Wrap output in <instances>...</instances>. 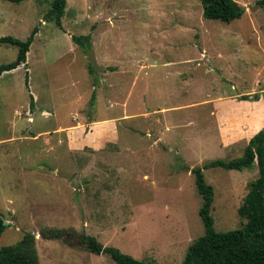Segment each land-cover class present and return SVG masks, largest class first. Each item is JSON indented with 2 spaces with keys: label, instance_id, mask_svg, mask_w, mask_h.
<instances>
[{
  "label": "rangeland",
  "instance_id": "rangeland-1",
  "mask_svg": "<svg viewBox=\"0 0 264 264\" xmlns=\"http://www.w3.org/2000/svg\"><path fill=\"white\" fill-rule=\"evenodd\" d=\"M236 1L244 14L225 22L201 0H67L59 27L53 0H0V37L38 29L26 64L0 75V247L32 232L40 264H115L42 236L54 228L182 264L205 233L194 168L215 229L244 225L258 165L204 168L264 129V6ZM18 52L0 42V65Z\"/></svg>",
  "mask_w": 264,
  "mask_h": 264
},
{
  "label": "trees",
  "instance_id": "trees-1",
  "mask_svg": "<svg viewBox=\"0 0 264 264\" xmlns=\"http://www.w3.org/2000/svg\"><path fill=\"white\" fill-rule=\"evenodd\" d=\"M201 2L203 14L209 19L229 22L240 18L245 12L236 0ZM257 3L264 6V0ZM66 7L67 0H53L46 18L62 27ZM37 32V28L33 29L26 40L13 36L0 37L1 43L16 45L19 49L16 60L0 65V75L26 64L27 53ZM74 39L80 42L78 37L74 36ZM256 97L258 94L254 95ZM255 165L259 167L258 177L250 183L249 191L239 208V214L245 219V223L239 228L227 231H217L214 227V218L211 215L214 187L206 182L202 168L192 170L196 176L198 191L203 197L199 213L205 224V233L190 245L182 264H264V129L251 138L241 157L229 161L215 159L206 163L204 168L221 166L242 170ZM4 221L0 215V239L6 228ZM42 236L47 239H62L70 246L81 244L92 253L109 255L115 264H148L117 247L104 246L96 236L84 232L79 234L75 231L47 228ZM0 264H40L34 233L26 232L17 243L0 247Z\"/></svg>",
  "mask_w": 264,
  "mask_h": 264
},
{
  "label": "water",
  "instance_id": "water-1",
  "mask_svg": "<svg viewBox=\"0 0 264 264\" xmlns=\"http://www.w3.org/2000/svg\"><path fill=\"white\" fill-rule=\"evenodd\" d=\"M4 224H5V226H7V225H8V223H7V222H5V221H4Z\"/></svg>",
  "mask_w": 264,
  "mask_h": 264
},
{
  "label": "crops",
  "instance_id": "crops-1",
  "mask_svg": "<svg viewBox=\"0 0 264 264\" xmlns=\"http://www.w3.org/2000/svg\"><path fill=\"white\" fill-rule=\"evenodd\" d=\"M253 114V113H252Z\"/></svg>",
  "mask_w": 264,
  "mask_h": 264
}]
</instances>
